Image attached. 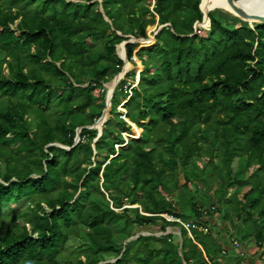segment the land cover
<instances>
[{"label": "trees", "instance_id": "1", "mask_svg": "<svg viewBox=\"0 0 264 264\" xmlns=\"http://www.w3.org/2000/svg\"><path fill=\"white\" fill-rule=\"evenodd\" d=\"M95 1L0 0V51L9 59L0 62V264L264 263V24L215 10L210 29L194 35L205 0H102L104 13ZM157 24L170 26L153 50L126 46L129 61L142 64L138 86L125 90L128 75L114 95L125 66L117 47L126 36L148 39ZM110 82L112 118L100 137L87 127L106 109L95 91ZM121 97L139 137L119 149L132 132ZM199 180L220 183L207 212ZM25 199L30 228L9 227L4 207ZM174 227L181 241L165 235ZM147 228L163 235L129 242ZM83 229L86 243L67 251Z\"/></svg>", "mask_w": 264, "mask_h": 264}, {"label": "rangeland", "instance_id": "2", "mask_svg": "<svg viewBox=\"0 0 264 264\" xmlns=\"http://www.w3.org/2000/svg\"><path fill=\"white\" fill-rule=\"evenodd\" d=\"M75 2L78 3V1H75ZM82 2L84 3V1H82ZM205 2H206V0H205ZM102 3H103L102 0H96L95 2L92 3V5L94 6V11L95 12L101 11L102 13H104V8H103ZM212 3H213L212 5L215 7L216 10H222V11H224L226 13L231 14L234 17H237L234 14L230 13V11L228 10V6L226 5L225 0H212ZM20 6H21V4H20ZM154 7H155V2L153 1L151 10H153ZM18 9L19 8L17 7V5H15V7L13 8L14 12H16ZM215 9L214 8L213 9L210 8V10L205 9L204 1H203V10H204L205 13H207L209 11L210 12L215 11ZM158 20H159V18H158ZM19 22L20 21H18L17 24H19ZM245 22H247V21H245ZM248 23H250V22H248ZM250 24H251L252 27H254V25L257 24V23H250ZM158 29H159V25L158 24L155 25L154 27H149L148 31H147L148 32V39L147 40L153 39L155 37V35L157 34V32H158L157 30ZM204 29L205 30H209L210 26L208 25ZM14 30H15V32H16V34L18 36L21 35V33L18 32L15 27H14ZM0 32H2V30H0ZM126 38L132 39L133 37L132 36H126ZM138 44H141V49L144 50V51L153 50L156 47V45H157V41L154 40L151 43L150 42H139ZM87 48L89 50H93V51H95V52H97L99 54L102 53L101 47L99 45H97L96 43H94L93 41L89 40L87 42ZM117 55L119 56V58L121 60H124L126 62V64H125V66L123 68V72L121 73V75L123 76L122 80L117 85L114 95L116 94V92H117V94L120 92L119 90H117V88H118L119 85H121V83L123 81H125L127 79L128 75L133 74L134 76H132V77L130 76L129 83H128L129 85L125 87V90L127 88L131 87V86L133 88L137 87L139 79H140L139 76L142 73V70H140V68L142 67V64H141L140 60L137 59L136 57H134L133 60H132V63H131L129 61L128 57H127V51L123 47V44H121V45H119L117 47ZM145 58L147 59V57H145ZM5 60H9V59H7V54L4 51L1 50L0 51V62L5 61ZM159 63H161V60L159 61ZM4 70H5L6 75H9V67L7 65H4ZM112 82H110L108 84H105V89L104 90L102 88H98L95 91V93H94V97L96 98V104L97 105H105V107H106V111L108 113L107 122L112 118V114L111 113L113 111V106L112 105H110V108H107V101H108V91L107 90H108V85H110ZM87 86H89V84H87L86 87ZM103 92L106 93L105 94V99L106 100H105L104 103L102 101H100V98H99L100 96H102ZM127 102L124 101V98L121 97V104H120L118 110L124 115L127 112L125 110V106L127 105L126 104ZM177 122L178 123L182 122V120L181 119H177ZM130 127L132 128V132H131V134L130 133L124 134L126 143L124 145L119 146V149L120 148H126L127 143H128L129 140L138 139L139 134L137 132V129L134 127V125L133 126L130 125ZM104 129H105L104 126L97 129L99 131V135L104 133ZM140 131H141V134H142V130L141 129H140ZM9 137L11 138V136H9ZM15 147H17V146H14V148ZM150 148L151 147H149V149ZM23 156H25V155H23ZM81 161H83L82 156H81ZM195 162L198 165L199 169L202 171V169L204 170V169L207 168L209 159L206 158L203 155V156H200V157H196ZM237 165H238V159H235V161L233 163V168L235 170H237ZM4 170H5V167H4ZM201 171H200V173H201ZM184 183H185V179H184L183 176H181L180 184L183 185ZM219 184H220L219 182H216V183L215 182H209V184L207 185L204 181H201V180L198 181V185H199V192H198L199 205L201 206V208L205 212L209 211L211 206L217 202V196L215 194V190H217L219 188ZM249 191H250V187L235 188L233 190V192H232L231 197L232 196L237 197V195H238L241 198H243V196L245 194L249 193ZM29 206H30V200L29 199H25V200H23L21 202L14 201L11 204L6 205L4 207V209H3L4 214L6 216H11L13 218V219H10L9 221H7L6 225H8L9 227H13V225L16 224L17 226H20V227L27 226L28 228H30V225L27 223L26 219L21 217V214H24L26 212V210L29 208ZM44 207H45V209L47 211H49V209L46 207V205H44ZM166 218L169 221H174L169 216H166ZM221 222H222V217L218 216L216 218V224H220ZM157 231H158V228H156V229L147 228L145 230H142L141 233L142 234H144V233L145 234H150V235L153 234V235H156V236L163 235L162 233H159ZM168 232L173 233L176 236L175 241H178V240L181 241L182 240L181 239V230L179 228H177V227L169 228ZM88 234H89V230L83 229L80 237L72 236L70 238L69 242L66 244V250L70 251V252H73V251L79 249L81 246H83L86 243ZM111 262H113V261H111Z\"/></svg>", "mask_w": 264, "mask_h": 264}, {"label": "water", "instance_id": "3", "mask_svg": "<svg viewBox=\"0 0 264 264\" xmlns=\"http://www.w3.org/2000/svg\"><path fill=\"white\" fill-rule=\"evenodd\" d=\"M228 1V3H229V5L231 6V8H232V11L230 12V13H232V14H234L235 16H237V17H239L240 19H242L243 21H247V22H250V23H257V24H264V12H249V11H247V10H245L243 7H241V6H239V3H241V2H243V1H245V0H227ZM262 1H264V0H262ZM202 11H203V13H204V22L203 23H197L196 25H195V29H196V33L194 34V35H196L197 34V30L199 29V28H205V27H207L208 25L209 26H211V19H210V17H209V14H207L206 15V13L204 12V10H203V1H202ZM106 21H108V22H110L109 21V19H107L106 18ZM170 25H165V26H162V27H160L157 31V34L155 35V37L153 38V39H151V40H147V39H141V40H137V39H135V38H132V39H130V41H127V42H124L123 43V45H124V48L126 49V46L127 45H129V44H135V43H139V42H153L154 40H156V36L159 34V32L161 31V30H163L165 27H169ZM119 35H122L121 33H119ZM124 61V60H123ZM125 62V61H124ZM125 64H126V62H125ZM120 78H121V74H119L115 79H114V81L113 82H115V83H117V81H119L120 80ZM139 78H140V76H139ZM139 82H140V80H139ZM139 82H138V84H139ZM114 97V96H113ZM112 100H113V98H112ZM129 101V100H128ZM128 103V102H127ZM109 104V102L107 103V105ZM109 105H112V103L110 102V104ZM106 115H107V111H106V109H105V111H104V114H103V116H102V118L95 124V125H93V126H91V127H87V128H90V129H98V128H101V127H103L104 126V124L107 122V119H106ZM126 115H127V112H126V114H125V117H123V119L128 123V122H130L128 119H127V117H126ZM131 123V122H130ZM132 124V123H131ZM132 126H133V124H132ZM134 127L135 128H137L135 125H134ZM84 128H80V129H78L77 130V139H76V145L75 146H77L79 143H80V134H81V132H82V130H83ZM102 136V134L100 135V137ZM97 141V140H96ZM53 146H58V147H61V148H63V149H66V150H71V149H68L67 147H64V146H62V145H58V144H51V145H49L48 147H53ZM137 208H139V206L137 207ZM178 222H179V220H178ZM167 234H170V232H167V233H165V235H167ZM141 235H145V236H150V234H142V233H140V234H138L136 237H133V238H131L130 240H129V242L130 241H133V240H135V239H138ZM117 261V260H116ZM113 262H115V261H113ZM107 263H110V262H106V263H101V264H107Z\"/></svg>", "mask_w": 264, "mask_h": 264}, {"label": "bare ground", "instance_id": "4", "mask_svg": "<svg viewBox=\"0 0 264 264\" xmlns=\"http://www.w3.org/2000/svg\"><path fill=\"white\" fill-rule=\"evenodd\" d=\"M225 2H226V5L228 6V10L231 12L232 11L231 6L229 5L227 0H225ZM205 4H206L205 5V9H207V10L210 9V8H212V9L214 8L215 9V7L212 5L213 4L212 0H206ZM239 6L243 7L245 10H247L249 12H264V1H262V0H245V1L241 2V3H239ZM209 13H210V11L207 12L206 15L209 14ZM123 47H124V45H123ZM122 77L123 76L121 75L120 80L117 81V83H116V87L119 84V82L122 80ZM107 91H108V101H107V103L109 102V104H110V102L112 103V98L109 95V88H108ZM109 104L107 105V108H110ZM107 116H108V113L106 115V119H107Z\"/></svg>", "mask_w": 264, "mask_h": 264}, {"label": "crops", "instance_id": "5", "mask_svg": "<svg viewBox=\"0 0 264 264\" xmlns=\"http://www.w3.org/2000/svg\"><path fill=\"white\" fill-rule=\"evenodd\" d=\"M138 207V206H137ZM136 207V208H137ZM225 238V237H224ZM252 247L250 248V250L248 249V254H250V255H253V254H255L256 252H258V249H257V247H255V246H253V245H251ZM240 248V247H239ZM242 251L241 252H244L245 251V249L244 248H242L241 249ZM222 263L224 264L225 263V260H222ZM247 263H249V264H264L262 261H260V260H255L254 262L252 261V260H250V259H248L247 260Z\"/></svg>", "mask_w": 264, "mask_h": 264}, {"label": "built area", "instance_id": "6", "mask_svg": "<svg viewBox=\"0 0 264 264\" xmlns=\"http://www.w3.org/2000/svg\"><path fill=\"white\" fill-rule=\"evenodd\" d=\"M173 219V218H172ZM174 220V219H173ZM185 227L188 229V226L185 225ZM235 246L239 247V245L235 242Z\"/></svg>", "mask_w": 264, "mask_h": 264}]
</instances>
